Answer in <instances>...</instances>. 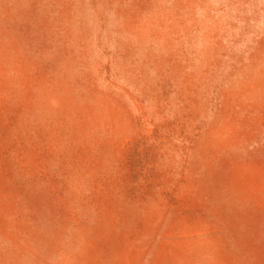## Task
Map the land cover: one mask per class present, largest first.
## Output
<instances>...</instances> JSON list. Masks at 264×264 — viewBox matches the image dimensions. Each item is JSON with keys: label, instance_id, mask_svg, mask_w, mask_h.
Listing matches in <instances>:
<instances>
[{"label": "rangeland", "instance_id": "374dc122", "mask_svg": "<svg viewBox=\"0 0 264 264\" xmlns=\"http://www.w3.org/2000/svg\"><path fill=\"white\" fill-rule=\"evenodd\" d=\"M0 264H264V0H0Z\"/></svg>", "mask_w": 264, "mask_h": 264}]
</instances>
